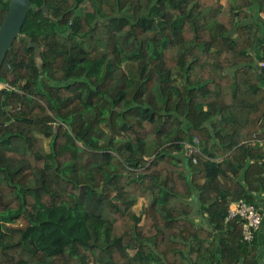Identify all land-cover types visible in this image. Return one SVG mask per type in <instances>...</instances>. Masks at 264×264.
<instances>
[{
  "label": "trees",
  "instance_id": "obj_1",
  "mask_svg": "<svg viewBox=\"0 0 264 264\" xmlns=\"http://www.w3.org/2000/svg\"><path fill=\"white\" fill-rule=\"evenodd\" d=\"M262 1L31 0L53 16L22 27L41 67L18 36L0 71V264H264V218L227 220L264 214Z\"/></svg>",
  "mask_w": 264,
  "mask_h": 264
},
{
  "label": "water",
  "instance_id": "obj_2",
  "mask_svg": "<svg viewBox=\"0 0 264 264\" xmlns=\"http://www.w3.org/2000/svg\"><path fill=\"white\" fill-rule=\"evenodd\" d=\"M31 8H33L36 12L43 10L44 13H49L50 16H53L46 5L36 7L32 6L31 0H10L8 13L0 26V71L13 41L18 36L27 41L29 48H34V56L37 66L41 67L43 63L41 56L43 47H41L39 43L34 42L27 33L22 32L23 24L28 11Z\"/></svg>",
  "mask_w": 264,
  "mask_h": 264
},
{
  "label": "built area",
  "instance_id": "obj_3",
  "mask_svg": "<svg viewBox=\"0 0 264 264\" xmlns=\"http://www.w3.org/2000/svg\"><path fill=\"white\" fill-rule=\"evenodd\" d=\"M264 65V63H262ZM193 145H188L187 150L191 153L194 150ZM240 217L245 220L243 235L245 239H251L253 232L260 228L263 222L264 214L254 204L240 199L234 203L229 210L227 220Z\"/></svg>",
  "mask_w": 264,
  "mask_h": 264
},
{
  "label": "rangeland",
  "instance_id": "obj_4",
  "mask_svg": "<svg viewBox=\"0 0 264 264\" xmlns=\"http://www.w3.org/2000/svg\"><path fill=\"white\" fill-rule=\"evenodd\" d=\"M223 2H226V0H223ZM3 85L0 84V87H2ZM46 142L48 141L47 139H45ZM189 152V151H188ZM144 204H145V200L142 198L139 200V202L137 203V205L135 206V212L138 214H141V212L143 211L144 208Z\"/></svg>",
  "mask_w": 264,
  "mask_h": 264
},
{
  "label": "crops",
  "instance_id": "obj_5",
  "mask_svg": "<svg viewBox=\"0 0 264 264\" xmlns=\"http://www.w3.org/2000/svg\"><path fill=\"white\" fill-rule=\"evenodd\" d=\"M259 2L262 4L263 3V1L262 0H259ZM262 43V38L256 43V45H255V47H254V50H253V52H254V54L255 55H258V46L260 45ZM260 239H261V241L264 243V231H261L260 232ZM262 243V244H263Z\"/></svg>",
  "mask_w": 264,
  "mask_h": 264
}]
</instances>
